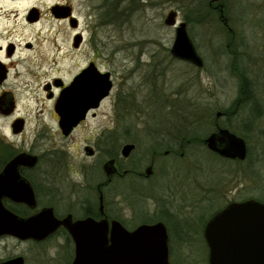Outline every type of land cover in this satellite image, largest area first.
Segmentation results:
<instances>
[{"label":"rangeland","instance_id":"1","mask_svg":"<svg viewBox=\"0 0 264 264\" xmlns=\"http://www.w3.org/2000/svg\"><path fill=\"white\" fill-rule=\"evenodd\" d=\"M55 1L39 0L43 6ZM111 1L107 6V0H75V5L82 15L81 27H85L89 18L92 22L103 20L102 24L98 22V33L106 45L107 68L116 75L117 82H125L123 93L133 94L137 114L124 115L121 126L131 131L123 139L115 140L116 126L110 118L112 105L108 99L99 118L90 121L86 133L93 135L100 128L107 130L108 158L122 144L135 143L132 155L122 160L124 169L144 174L152 166L153 175L145 178L130 174L117 180L108 188V201L117 189L122 192L121 218L131 229L146 222L165 223L170 264H208V248L203 237L208 218L231 201L255 198L264 202V0L214 2L217 7L223 2L225 17L221 15L225 22L218 12L208 9L211 0ZM108 9L111 20H107ZM170 10L178 12V22H186L203 59L202 67L171 55L175 28L164 23ZM235 63L251 78L257 102L239 105L233 114L219 122L230 125L229 129L243 136L248 147L247 158L223 159L197 143L183 146L184 155H180L183 134L197 133L205 138L214 130L216 111L236 109L240 84ZM151 71L161 76L154 77ZM153 79L158 97L155 106L150 102ZM190 101L200 105L198 121L192 125L183 114L192 111L188 106ZM166 102L169 105L165 107ZM6 127V121L0 118V131H6ZM48 130L44 149H53L58 143L70 151L64 153L63 165L75 162L76 151L81 153L86 141L79 134L67 140L57 138L54 125H49ZM166 150L171 152L165 155ZM91 171L95 177L102 174L101 169ZM36 252L30 244L4 237L0 240L2 258L24 255L26 264H36Z\"/></svg>","mask_w":264,"mask_h":264},{"label":"flooded vegetation","instance_id":"2","mask_svg":"<svg viewBox=\"0 0 264 264\" xmlns=\"http://www.w3.org/2000/svg\"><path fill=\"white\" fill-rule=\"evenodd\" d=\"M213 3L210 7L219 9L221 13L222 10ZM81 19L75 0H56L47 6L41 5L39 0L34 3L33 0H0V118L7 123L6 131H0V138L9 149L8 159L0 166V172L9 161L21 154L36 158L34 166L21 165L18 168L21 177L33 189L36 206L31 208L9 198H3L2 201L9 210L22 218L50 209L60 222L49 235L39 240L20 239L11 235L0 236V240L3 237L11 238L20 244L34 246L37 249L36 264H72L75 242L62 221L76 222L88 218L96 221L106 219L108 222L117 220L128 230L134 229L127 227L121 218L124 212L122 192L117 189L116 195L108 201V188L130 174L145 178L153 175V167L149 176L145 172L143 174L130 168L124 169L122 160L127 158L121 155V150L125 144L117 149L119 158L117 152L108 158L109 135L106 129L100 128L93 135L86 133L90 121L99 118L108 99H111L110 118L116 126L117 141L131 131L130 128L121 126L124 115L128 112L131 115L137 114V111L134 110L133 94H124L122 91L125 82H117L116 75L107 68L106 45L98 33L99 24L103 20L99 19L98 24L89 18L85 27H81ZM116 20H120L119 14ZM152 74L154 77L161 76L155 71H151ZM127 77L126 75L125 78ZM108 80L111 81L109 92H104V96L99 92L98 95H93L96 92H93V84H104ZM155 82V79L151 81L150 91V102L154 106L158 98L154 91ZM188 104L192 111L188 110L183 114L192 125L198 121L200 105L191 101ZM242 104L238 103V106ZM167 105L168 102L165 107ZM228 110L214 113V130L212 128L213 131L202 138L206 148L205 139L210 134L221 128L229 129L219 122L237 109L227 112ZM64 124L71 125L63 128ZM49 125L56 127L54 135L57 138L67 140L79 134L86 141L82 152L76 151L78 159L75 162L63 165V155L70 154V151L58 146V143L54 144L53 149H44L43 142L50 131ZM82 132L84 133L81 134ZM185 135L187 136L186 133L183 134ZM188 142L185 140L181 146L188 147ZM126 144L135 145L133 153L136 144ZM51 145L53 143L50 147ZM184 147L181 148L182 156ZM170 152L171 150H166L164 154ZM111 159L115 161L117 173L108 176L104 165ZM92 168L101 169L102 174L100 172L99 177L93 176ZM19 256L23 257V264H26L25 256L18 254L5 258L0 256V263Z\"/></svg>","mask_w":264,"mask_h":264},{"label":"water","instance_id":"3","mask_svg":"<svg viewBox=\"0 0 264 264\" xmlns=\"http://www.w3.org/2000/svg\"><path fill=\"white\" fill-rule=\"evenodd\" d=\"M218 1L221 0H211L210 4ZM219 8L223 12V5H219ZM177 17L178 12L170 10L164 20L166 26L175 28L170 53L174 58L200 68L204 64L203 59L187 31L186 22H178ZM110 89V80L104 84H93V92L96 90L93 95L99 92L104 96V92ZM70 125L62 126L69 128ZM205 143L208 149L221 157L238 160L247 157L244 138L227 128L210 134ZM134 148V144H125L121 155L128 158ZM35 164V157L21 154L9 161L0 172V236L39 240L49 235L60 223L50 209L22 218L3 204V198H9L31 208L36 206L30 183L18 171L21 165ZM104 171L108 176L117 173L113 159L104 165ZM151 173L152 166H149L145 169V175ZM61 223H65L75 242L72 264H170L169 235L162 221L142 223L132 230L117 220L108 222L106 219L96 221L88 218ZM203 237L208 248V264H264V203L254 198L229 202L206 222ZM0 264H23V257Z\"/></svg>","mask_w":264,"mask_h":264},{"label":"trees","instance_id":"4","mask_svg":"<svg viewBox=\"0 0 264 264\" xmlns=\"http://www.w3.org/2000/svg\"><path fill=\"white\" fill-rule=\"evenodd\" d=\"M112 2L113 1H111V0H107V6H109ZM214 5H215V3H214ZM222 5L224 7L223 2H222ZM208 9L210 11H214V12L216 11V12H218L219 13V18L221 19V21L225 22V19H224L225 16L223 14L225 8L223 9V12H221V13H220L219 9L212 8V7H210V5H209ZM113 11H114V14H115V12H116V4L113 7ZM221 14H223L224 17ZM110 15H111V11L108 9V12H107V20H111L110 19L111 18ZM229 33L231 34V32H229ZM235 67H237L235 70H237L236 73H237V76L239 78V84H240V87H239V97H238L237 102L235 104L236 105V109H237L238 103H241L242 102V103L248 105L249 103H255V102H257V100H256L257 98H256V89L254 88V84H253L251 78L248 76L247 72L244 69H241L238 66V64H236V63H235ZM233 110L229 109L227 112H230V111H233ZM226 127L229 128L230 125H226ZM249 127H250V124H249ZM247 128H248V126H247ZM181 138H182V135H181ZM185 140H188L189 141L187 145H191V144L195 145V143L200 144V145L203 144L202 143L203 142V139L201 137H199L197 133H192L191 135H187V136L185 135V136H183V138H182V140H181L180 143L181 144L182 143H185ZM8 156H9V149L1 141V138H0V166L3 165V163L5 162L6 159H8ZM139 197H137V199Z\"/></svg>","mask_w":264,"mask_h":264}]
</instances>
